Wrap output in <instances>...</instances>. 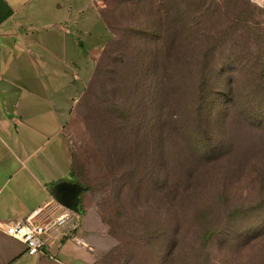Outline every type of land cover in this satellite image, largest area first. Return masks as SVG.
<instances>
[{"label":"rangeland","instance_id":"rangeland-1","mask_svg":"<svg viewBox=\"0 0 264 264\" xmlns=\"http://www.w3.org/2000/svg\"><path fill=\"white\" fill-rule=\"evenodd\" d=\"M82 5L67 24L98 51L65 115L52 67L11 84L34 108L36 164L67 180L74 158L88 188L77 250L92 264H264V0ZM199 97L200 112L214 100L203 122Z\"/></svg>","mask_w":264,"mask_h":264},{"label":"crops","instance_id":"crops-1","mask_svg":"<svg viewBox=\"0 0 264 264\" xmlns=\"http://www.w3.org/2000/svg\"><path fill=\"white\" fill-rule=\"evenodd\" d=\"M82 3L83 0H0V18L3 11L10 10L0 23V264H92L89 248L79 252L76 246L85 241L80 224L81 194L80 211L73 210L72 219L61 227L56 240L49 241L44 254H30L24 242L4 231L7 222L25 219L32 213L41 220L61 214L63 209L57 207L51 189L63 181L81 182L71 174L66 180L46 173L44 161L36 164L32 141L34 132L40 129L35 126L34 108L29 107L28 99L18 100L19 94L11 84L34 78L26 67H52L51 82L57 93L55 111L65 115L61 99L81 95L85 68L93 51H98L92 43L83 45L80 29L69 26L74 25L78 14L87 13ZM61 66L68 73L73 71L74 77L68 79V75L60 73Z\"/></svg>","mask_w":264,"mask_h":264},{"label":"built area","instance_id":"built-area-1","mask_svg":"<svg viewBox=\"0 0 264 264\" xmlns=\"http://www.w3.org/2000/svg\"><path fill=\"white\" fill-rule=\"evenodd\" d=\"M57 207L63 212L56 217L38 218L37 213L30 214L25 219L7 222L4 231L24 242L30 254H44L49 241L56 240L61 233V227L72 219L74 211L56 201ZM80 218V215H77Z\"/></svg>","mask_w":264,"mask_h":264},{"label":"water","instance_id":"water-1","mask_svg":"<svg viewBox=\"0 0 264 264\" xmlns=\"http://www.w3.org/2000/svg\"><path fill=\"white\" fill-rule=\"evenodd\" d=\"M84 186L79 181H63L51 189L54 199L67 208L80 211V194Z\"/></svg>","mask_w":264,"mask_h":264},{"label":"trees","instance_id":"trees-1","mask_svg":"<svg viewBox=\"0 0 264 264\" xmlns=\"http://www.w3.org/2000/svg\"><path fill=\"white\" fill-rule=\"evenodd\" d=\"M3 3V6H5L6 7V4L4 3V2H2ZM10 14V10H5V11H3L2 12V17L0 18V23L8 16ZM199 15V14H198ZM214 55H215V50H213L211 53H210V57L211 58H213L214 57ZM208 57H209V53H206V54H204L203 55V58H204V60H205V62H204V64H202V68H200L199 69V78H200V81H201V84H200V87H201V90L202 91H204L205 89H207L206 88V86H205V80H207V71H208V67H209V61H208ZM208 61V62H207ZM211 73L212 74H214V75H219L220 73H218V72H214V71H211ZM202 98L201 97H199V99H197L196 100V106H198L197 107V112L199 113V115H197V117H198V121L200 120V122H203V121H205L207 118H208V116L206 115V114H204V110L206 109V111L209 109V107H210V109H213L214 107L212 106L213 104V102L212 101H214V100H211V99H206L205 100V108H204V110L203 111H201L200 112V109H199V107L202 105L201 104V102H200V100H201ZM198 102H199V104H198ZM216 105V104H215ZM227 112H225L224 114H226ZM202 120V121H201ZM209 145V144H208ZM72 165H73V169H72V171H71V175L72 176H74V177H76L77 179H78V174L74 171V158H73V162H72ZM78 180H80V179H78ZM81 181V180H80ZM81 183V182H80ZM83 186H84V184L83 183H81ZM84 190H88V188L86 187V186H84Z\"/></svg>","mask_w":264,"mask_h":264}]
</instances>
